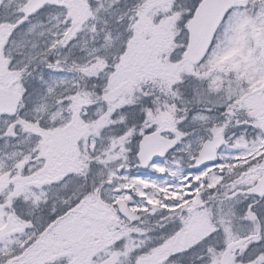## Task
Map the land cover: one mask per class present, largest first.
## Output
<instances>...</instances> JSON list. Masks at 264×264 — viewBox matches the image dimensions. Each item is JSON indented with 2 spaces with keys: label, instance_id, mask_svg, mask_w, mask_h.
Returning a JSON list of instances; mask_svg holds the SVG:
<instances>
[{
  "label": "snow or ice",
  "instance_id": "1",
  "mask_svg": "<svg viewBox=\"0 0 264 264\" xmlns=\"http://www.w3.org/2000/svg\"><path fill=\"white\" fill-rule=\"evenodd\" d=\"M0 264H264V0H0Z\"/></svg>",
  "mask_w": 264,
  "mask_h": 264
}]
</instances>
